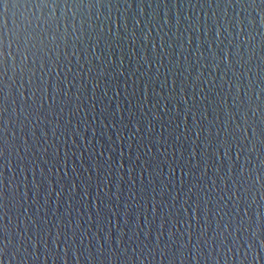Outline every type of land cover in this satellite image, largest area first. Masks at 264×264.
Here are the masks:
<instances>
[{"label": "water", "instance_id": "obj_1", "mask_svg": "<svg viewBox=\"0 0 264 264\" xmlns=\"http://www.w3.org/2000/svg\"><path fill=\"white\" fill-rule=\"evenodd\" d=\"M88 3L0 77V264H264V4Z\"/></svg>", "mask_w": 264, "mask_h": 264}, {"label": "snow or ice", "instance_id": "obj_2", "mask_svg": "<svg viewBox=\"0 0 264 264\" xmlns=\"http://www.w3.org/2000/svg\"><path fill=\"white\" fill-rule=\"evenodd\" d=\"M84 0H72L71 4L69 0H0V77L6 75L8 71V60L9 57L12 56L13 60H15V56L10 51L13 44L16 45V55L20 57L21 63V71L28 69L32 71V68L29 64V59L31 58L34 60L37 56V51H33L35 45L33 44L34 41H41L44 38L45 33H52L55 30L56 33L60 32V23L61 18L55 15V10L58 9L61 5H63L66 9L71 6L74 8L79 9L83 6ZM228 3L231 4V0H228ZM261 4H264V0H260ZM253 6H255V0H252ZM23 5L24 9H28L29 6L33 9L41 10V14L39 16H34V13L30 14L27 11L21 13L19 16L18 21L13 22V28L11 29V34L8 35L5 33V27L7 25V21L4 19L8 9L10 6L19 7ZM93 4L91 0H89L88 7H92ZM45 9H51L52 11L49 12L48 16H44L43 11ZM76 13H73L75 17ZM43 24V28L41 27ZM72 27L75 28V22L73 21ZM81 27H83V21L81 22ZM68 23H67V16L64 17V38L67 37L68 32ZM29 34H31V39H29ZM59 37L54 35L53 39L56 40ZM27 40V45H25V41ZM31 82V81H30ZM4 81L0 79V85H3ZM57 91H60L59 83H57ZM3 87L0 86V113H2L4 108V101L7 97L2 95ZM35 95V91L33 92ZM43 95V93H41ZM27 100V98H25ZM255 123V122H253ZM245 125L247 126V120L245 121ZM239 127V126H238ZM254 135H257L261 138V142H264V132H257L256 129H253ZM199 135V133H197ZM226 142V141H225ZM103 155V153H101ZM5 156V149L2 144H0V158ZM177 163H179L177 161ZM3 165L0 164V168ZM183 175V170H181ZM3 176V172L0 171V177ZM2 184V181H0ZM6 199V194L0 190V201ZM0 207H3L0 204ZM6 231V228L4 229ZM3 249H0L2 252Z\"/></svg>", "mask_w": 264, "mask_h": 264}, {"label": "clouds", "instance_id": "obj_3", "mask_svg": "<svg viewBox=\"0 0 264 264\" xmlns=\"http://www.w3.org/2000/svg\"><path fill=\"white\" fill-rule=\"evenodd\" d=\"M53 37H54V35L51 36V39H53ZM29 39H31V34H29ZM33 42H34V40H33ZM25 45H27V40L25 41Z\"/></svg>", "mask_w": 264, "mask_h": 264}]
</instances>
